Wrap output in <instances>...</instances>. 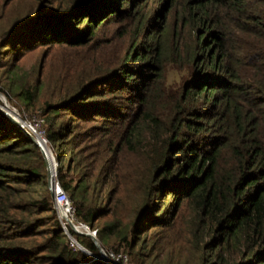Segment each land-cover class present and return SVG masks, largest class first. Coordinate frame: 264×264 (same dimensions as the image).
I'll list each match as a JSON object with an SVG mask.
<instances>
[{
  "label": "trees",
  "instance_id": "16d2710c",
  "mask_svg": "<svg viewBox=\"0 0 264 264\" xmlns=\"http://www.w3.org/2000/svg\"><path fill=\"white\" fill-rule=\"evenodd\" d=\"M32 1L0 34V91L37 107L55 178L102 248L128 264H264V0ZM51 45L72 54L37 104V76L4 57ZM0 264H108L71 249L43 154L1 109Z\"/></svg>",
  "mask_w": 264,
  "mask_h": 264
},
{
  "label": "rangeland",
  "instance_id": "374dc122",
  "mask_svg": "<svg viewBox=\"0 0 264 264\" xmlns=\"http://www.w3.org/2000/svg\"><path fill=\"white\" fill-rule=\"evenodd\" d=\"M33 8H34V2L32 0H0V34L2 33L3 30H5L9 26L10 22L14 18L18 16H22L25 12L33 10ZM112 28L113 27H109L107 32H110ZM124 41L125 39L122 40L113 39L110 44H105L101 48V56L103 57V60L107 59L112 62L114 56L121 53V50L123 49ZM70 50L71 49L67 47L59 46V45H51L49 47L38 46L34 50L24 51L22 54H20L17 57H13L12 56L13 54L10 51L5 55L4 59L6 65L12 64V66L14 67L12 68L13 71L18 73L19 75H22L23 78L29 81V83L35 79V76H37L40 85V93L36 98L38 104V102H41L45 98H55L58 96L59 93L57 94V83H56V77L58 76V63L63 56L68 58V53L72 54ZM86 52L91 55L93 50L86 49ZM98 52L99 49H96L94 51L95 54H97ZM81 53L80 54L82 56H86L84 50ZM110 61H106L105 63L110 64ZM2 70L3 68H0V72ZM2 74L3 75L9 74V71L4 72ZM3 103H5L8 107H10L11 109L9 110L11 111V113L16 117H18L23 122L31 121L30 117L32 116H38V115L41 116L37 111V107H35L36 110L30 107L28 109L26 108L20 109L17 99L14 96L10 94L7 95L4 92L0 91V104ZM115 140L116 137L113 138V142ZM117 156L122 157L123 161L121 162V164L123 168L129 166L130 158H131L129 152L122 150L118 152ZM52 162L54 163L53 160ZM127 208H128V203L124 202L122 211L125 212ZM171 245L173 247L171 248L170 246L169 249L175 253L176 251H174V249L176 248V245L175 244H171ZM160 256H158L159 257L158 260H160ZM127 258H128V254H127ZM174 261H175V256L172 258V262Z\"/></svg>",
  "mask_w": 264,
  "mask_h": 264
},
{
  "label": "built area",
  "instance_id": "2783aa9c",
  "mask_svg": "<svg viewBox=\"0 0 264 264\" xmlns=\"http://www.w3.org/2000/svg\"><path fill=\"white\" fill-rule=\"evenodd\" d=\"M31 121L24 122L27 130L37 137L40 145L46 146V138L44 136L43 118L42 116H32ZM52 179L48 185L52 192V200L59 220L62 231L68 238V244L72 250L79 249L83 251V247L74 237V234L88 233L90 236L95 235V228L88 227L83 221L79 220L75 215L74 206L72 205L66 191L60 186L55 178V166L51 164ZM88 236V235H87ZM89 236V237H90ZM108 264H128L127 254L123 251H112L104 249ZM98 254V253H97Z\"/></svg>",
  "mask_w": 264,
  "mask_h": 264
},
{
  "label": "water",
  "instance_id": "95a60500",
  "mask_svg": "<svg viewBox=\"0 0 264 264\" xmlns=\"http://www.w3.org/2000/svg\"><path fill=\"white\" fill-rule=\"evenodd\" d=\"M6 104L3 103V104H0V109L14 122L16 123L19 128L33 141L35 142L42 154H43V157L45 159V162H46V180H47V184L49 185L51 179H52V172H51V164H52V158H51V155H50V152L49 150L47 149L46 146H42L40 145L39 143V140L37 139L36 136H34L33 134H31L27 129L26 127L24 126V122H20L19 119H16L12 114H10L9 111H7L5 108H6ZM51 192V191H50ZM51 195H52V192H51ZM86 235L90 236L88 233H85ZM91 240L93 241V243L95 244L96 248H97V251H98V254H93L91 253L90 251H88L87 249H83V252L89 254V255H93L94 257H98L102 260H104L105 262H107V258L105 256V252L103 250V248L101 247V245L99 244L98 240L96 239V236H90Z\"/></svg>",
  "mask_w": 264,
  "mask_h": 264
},
{
  "label": "bare ground",
  "instance_id": "6f19581e",
  "mask_svg": "<svg viewBox=\"0 0 264 264\" xmlns=\"http://www.w3.org/2000/svg\"><path fill=\"white\" fill-rule=\"evenodd\" d=\"M7 111H9L10 112V114H12L11 113V111L9 110V109H11L10 107H8V106H6V108H5ZM13 111H15V110H13ZM15 113V112H14ZM13 115V114H12ZM16 115H17V113H16ZM16 119H19L18 117H16L15 115H13ZM19 121L20 122H22L20 119H19Z\"/></svg>",
  "mask_w": 264,
  "mask_h": 264
}]
</instances>
